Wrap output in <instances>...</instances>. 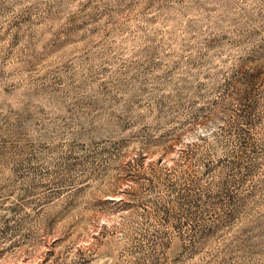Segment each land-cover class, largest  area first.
<instances>
[{"label":"rangeland","instance_id":"rangeland-1","mask_svg":"<svg viewBox=\"0 0 264 264\" xmlns=\"http://www.w3.org/2000/svg\"><path fill=\"white\" fill-rule=\"evenodd\" d=\"M0 264H264V0H0Z\"/></svg>","mask_w":264,"mask_h":264}]
</instances>
